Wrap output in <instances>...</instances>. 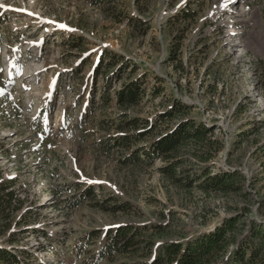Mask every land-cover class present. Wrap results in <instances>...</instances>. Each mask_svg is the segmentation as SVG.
<instances>
[{
    "label": "rangeland",
    "instance_id": "374dc122",
    "mask_svg": "<svg viewBox=\"0 0 264 264\" xmlns=\"http://www.w3.org/2000/svg\"><path fill=\"white\" fill-rule=\"evenodd\" d=\"M224 2L114 0L122 18L115 23L91 0H3L0 178L13 180L20 207L11 212L10 231L0 234V249L15 254L16 264H97L93 255L101 237L88 238L90 231L159 224L165 234L154 239L178 240L212 228L233 213L232 205L244 204L237 196L205 195L195 188L187 193L169 184L156 171L158 160L123 165L121 152L99 149L101 137L114 132L101 129L100 121L117 113L114 103L105 106L100 98L105 69L95 67L103 49L135 62L137 74L153 71L165 80L166 97L192 105L195 119L216 126L227 147L215 163L240 168L254 183L250 215L264 222V108L248 92L250 63L227 41L233 26L249 59L261 57L264 97V0H243L248 11L236 25L224 18L231 10L219 12ZM182 10L193 13L185 20ZM168 52L174 59H167ZM30 64L44 68L33 71L32 80L24 73ZM124 79L112 80L111 95ZM165 100L155 97L131 112L154 118L166 109ZM238 138L241 143L230 153ZM89 185L95 200L113 196L128 211L106 212L92 197L83 200Z\"/></svg>",
    "mask_w": 264,
    "mask_h": 264
},
{
    "label": "trees",
    "instance_id": "16d2710c",
    "mask_svg": "<svg viewBox=\"0 0 264 264\" xmlns=\"http://www.w3.org/2000/svg\"><path fill=\"white\" fill-rule=\"evenodd\" d=\"M91 3L115 23L122 21L117 16L121 12L113 9L114 0H91ZM192 13L191 10L179 11L185 20ZM126 18L130 19L129 16ZM167 56L169 60L174 59L171 52ZM103 66L105 73L100 98L105 106L114 103L117 110L114 118L100 121L101 129L114 131L101 137L98 146L103 153L121 152L119 162L123 165H151L158 160L160 166L156 171L169 184L187 193L195 188L205 195L237 196L244 204L232 205L233 213L224 216L212 228L178 240L159 242L154 239L165 234L159 224L124 223L103 232L90 231L88 238L101 237L93 255L96 263L264 264V222H258L250 215V205L254 201L250 186L254 183L247 181L237 168L225 169L215 163L218 154L227 147L215 134L216 126H206L195 119L191 115L192 105L175 96L166 97L163 78L145 68L137 74L139 66L122 54L103 49L95 71ZM123 76L125 79L111 95L112 80H120ZM150 77L156 85H149ZM159 96L166 98V109L154 118L131 112L143 102ZM240 143L241 140L236 139L230 153ZM261 167L264 187V160ZM12 181L0 178V234L10 231L11 212L20 207L19 199L10 188ZM87 196L93 198L95 207L106 212L128 211V204L118 202L113 196L95 200L92 185L82 191V199ZM75 201L77 203L79 199ZM17 260L15 254L0 249V264H16Z\"/></svg>",
    "mask_w": 264,
    "mask_h": 264
},
{
    "label": "bare ground",
    "instance_id": "6f19581e",
    "mask_svg": "<svg viewBox=\"0 0 264 264\" xmlns=\"http://www.w3.org/2000/svg\"><path fill=\"white\" fill-rule=\"evenodd\" d=\"M225 1V0H224ZM3 0H0V6L2 5ZM218 10L219 12H224L223 10H231L229 13L226 14V16H224V18L227 19V21L232 22L234 25H236V21L240 22L243 21V17L247 14L248 8L246 7V5L243 3V0H226V3H222L218 6ZM223 14V13H222ZM232 29H230L228 31V39L227 41H232L233 42V46H235L233 48V52L236 51V53L238 52H245V41L243 40H238V38H235V36L237 37V34L240 33V31L238 30H234L233 26L231 27ZM241 55V54H240ZM240 55H238L240 57ZM7 61V60H6ZM32 65H28L25 67L24 69V73H25V77L29 78V80H32V75H33V71H37V70H43L44 68H41L38 64H34V66H36L35 68L31 67ZM250 95H252V93H249ZM62 118V113L59 111L56 114V127L59 125V122Z\"/></svg>",
    "mask_w": 264,
    "mask_h": 264
},
{
    "label": "built area",
    "instance_id": "2783aa9c",
    "mask_svg": "<svg viewBox=\"0 0 264 264\" xmlns=\"http://www.w3.org/2000/svg\"><path fill=\"white\" fill-rule=\"evenodd\" d=\"M241 54V55H240ZM238 55H240L241 60L245 57L247 58V62L250 63V67L251 68V78L252 80L250 81V86L248 88V92L252 93V95H250L252 98L254 97V99L256 100V102L258 104L263 105L264 108V97L261 94V90L259 88V77H260V68H259V60L261 59V57H259L258 59L255 58L254 56H252L253 58H251V60L249 59L248 56H250L249 54H247V50L245 52H238ZM254 61H256V63H254ZM257 119H260L259 117ZM203 122L205 123L206 126H210L211 123H209L206 120H203ZM264 128V127H263ZM264 143V142H263ZM231 168V167H230ZM235 167H233L232 169H234ZM238 170H240L242 173L243 171L240 168H237ZM243 175L246 177L247 181H249V177L246 176L244 173Z\"/></svg>",
    "mask_w": 264,
    "mask_h": 264
},
{
    "label": "snow or ice",
    "instance_id": "6c2138e0",
    "mask_svg": "<svg viewBox=\"0 0 264 264\" xmlns=\"http://www.w3.org/2000/svg\"><path fill=\"white\" fill-rule=\"evenodd\" d=\"M60 27H66L65 25H60Z\"/></svg>",
    "mask_w": 264,
    "mask_h": 264
}]
</instances>
